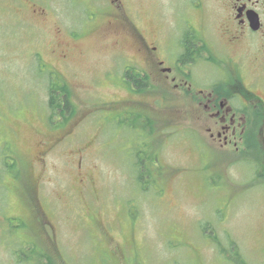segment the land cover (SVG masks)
<instances>
[{"label":"rangeland","instance_id":"rangeland-1","mask_svg":"<svg viewBox=\"0 0 264 264\" xmlns=\"http://www.w3.org/2000/svg\"><path fill=\"white\" fill-rule=\"evenodd\" d=\"M35 1L63 33L52 41L50 27H37L32 37L0 40V264H264L258 153L202 151L205 129L188 118L197 109L181 94L169 91V105L153 106L148 92H129L119 79L127 63L147 72L139 33L163 39L189 17L208 35L221 24V0H204L202 18L190 8L199 0H115V16L108 0ZM13 2H0V24ZM113 30L133 44L127 55L112 50ZM31 51L57 74L36 71ZM198 71V80L214 75L208 63ZM245 76L264 99V74ZM51 84L66 86L70 99L54 123ZM136 114L149 115L152 149L165 156L154 177L149 124ZM15 127L21 153L12 148ZM259 127L264 133V120Z\"/></svg>","mask_w":264,"mask_h":264},{"label":"flooded vegetation","instance_id":"flooded-vegetation-1","mask_svg":"<svg viewBox=\"0 0 264 264\" xmlns=\"http://www.w3.org/2000/svg\"><path fill=\"white\" fill-rule=\"evenodd\" d=\"M114 1L108 0L114 11L111 13L113 16L117 15V5ZM220 7L221 24L215 32H211L212 34L207 35L209 32L202 26L194 25L189 17L184 18V22L187 23L184 28L175 29L170 36L163 39L154 33L150 36L149 42L139 33L136 50L137 54L143 56L144 64L148 66L147 72H140L141 69L135 63H127L128 66L119 74V79L129 92L135 94L148 92L153 106L169 105L171 101L169 91L181 94L185 105L197 109V114L189 115L188 118L205 129L204 142L202 140V144H198L202 151L212 152V148L217 147L233 152L242 149L240 152L243 153L250 150L251 145L258 146L264 151V133L259 127L260 122L264 120V99L251 89L245 76L250 72L255 75L264 74V0H221ZM190 8L199 18L204 17V0H199ZM99 14L92 13L90 21L96 22ZM103 15L105 13L100 16ZM51 17L35 0H14L8 18L6 15L5 23L0 24V40L20 41L26 34L32 37V31L37 27H50L53 41L63 32L53 16ZM109 21L113 23L112 20ZM69 36L74 37L75 31H70ZM114 36L113 43L110 44L109 41L112 50L127 55L124 50L129 48L127 45L132 47L133 44L121 43L122 31L116 30ZM152 37L154 38L151 39ZM218 41L223 43L221 49L227 52L225 55L216 50ZM58 51L59 61H67L69 55L67 51L61 47ZM4 54L6 55L5 52ZM30 54L40 55L38 51H31ZM201 63L210 64L214 75L198 80L197 75L202 71H198ZM35 65L36 71L45 68L57 74V70H53L52 65L46 61L41 62L40 66L38 63ZM137 80L142 82L137 83ZM246 95L250 99H247ZM127 102L132 104L135 100L127 99ZM142 115L136 114L137 118L140 116L143 125L149 124L147 134L150 136V165L154 177L155 169L167 164L165 156L159 151L155 153L152 149L151 118L149 115L148 117ZM121 122L122 128H127V124ZM11 141L13 151L21 153L19 132L16 127L12 128ZM137 155L141 159L140 166L144 168V153L138 152ZM8 160L13 163L12 157ZM180 169L176 168L174 173H179Z\"/></svg>","mask_w":264,"mask_h":264},{"label":"trees","instance_id":"trees-1","mask_svg":"<svg viewBox=\"0 0 264 264\" xmlns=\"http://www.w3.org/2000/svg\"><path fill=\"white\" fill-rule=\"evenodd\" d=\"M141 82H142L141 80H137V83H141ZM58 92H61L62 94H56ZM69 104H70V99H69V95L67 93L66 86H59V85L57 86L56 84H51L50 102H49V107L51 110L50 111V117H49L50 121L54 122L56 120L55 118H57V117L66 118V116H65L66 110L68 109ZM151 125H152V121L150 122V126ZM144 126L147 127V124H145ZM251 131H253V130H251ZM250 149H252V150H250L249 152L258 153V155H256V156L251 155L253 157L252 162L255 160L256 162L261 163V166L258 168V174H256V176L259 178H262V177L264 178V161H261V158L264 160V151L259 149L258 146L253 147L252 145H251ZM139 164H140V161H139ZM261 169H263V170H261ZM236 260H237L236 264H248L243 257H241L239 260L238 259H236Z\"/></svg>","mask_w":264,"mask_h":264}]
</instances>
